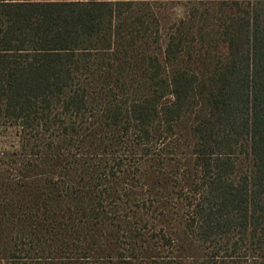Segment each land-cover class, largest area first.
<instances>
[{
    "label": "trees",
    "instance_id": "trees-1",
    "mask_svg": "<svg viewBox=\"0 0 264 264\" xmlns=\"http://www.w3.org/2000/svg\"><path fill=\"white\" fill-rule=\"evenodd\" d=\"M0 0V264H264V0Z\"/></svg>",
    "mask_w": 264,
    "mask_h": 264
},
{
    "label": "rangeland",
    "instance_id": "rangeland-1",
    "mask_svg": "<svg viewBox=\"0 0 264 264\" xmlns=\"http://www.w3.org/2000/svg\"><path fill=\"white\" fill-rule=\"evenodd\" d=\"M138 1V0H135ZM231 2L233 0H151L152 5H156L158 10L163 15L164 19L171 24L174 21L182 17L184 11L191 7L192 5L206 6L209 7L211 4H217L219 2ZM236 1H245V0H236ZM3 134H0V146L3 143Z\"/></svg>",
    "mask_w": 264,
    "mask_h": 264
}]
</instances>
